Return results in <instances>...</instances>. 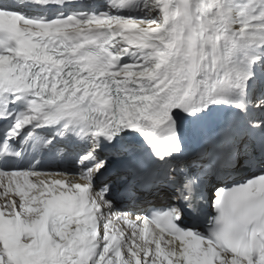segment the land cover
I'll return each mask as SVG.
<instances>
[{
    "label": "snow or ice",
    "instance_id": "6c2138e0",
    "mask_svg": "<svg viewBox=\"0 0 264 264\" xmlns=\"http://www.w3.org/2000/svg\"><path fill=\"white\" fill-rule=\"evenodd\" d=\"M0 264H264V0H0Z\"/></svg>",
    "mask_w": 264,
    "mask_h": 264
}]
</instances>
